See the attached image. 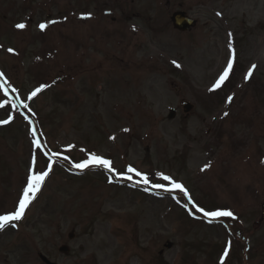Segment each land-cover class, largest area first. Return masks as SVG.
<instances>
[{
	"label": "rangeland",
	"instance_id": "obj_1",
	"mask_svg": "<svg viewBox=\"0 0 264 264\" xmlns=\"http://www.w3.org/2000/svg\"><path fill=\"white\" fill-rule=\"evenodd\" d=\"M180 10L197 21L186 34L170 23ZM233 51L230 90L206 109L197 96L214 92ZM0 73L22 89L20 107L41 119L60 160L95 153L123 181L108 185L99 166L81 176L55 168L23 218L0 231V264H264V250L235 254L264 236V0H0ZM17 113L0 89V121L13 120L0 128V215L46 172ZM161 175L184 185L187 206L210 210L213 200L239 217L241 237L219 227L225 217L187 221L181 192L163 194L173 184Z\"/></svg>",
	"mask_w": 264,
	"mask_h": 264
},
{
	"label": "snow or ice",
	"instance_id": "obj_2",
	"mask_svg": "<svg viewBox=\"0 0 264 264\" xmlns=\"http://www.w3.org/2000/svg\"><path fill=\"white\" fill-rule=\"evenodd\" d=\"M90 18V15H89ZM16 27L18 29H24L26 27L25 24L20 23L18 25H16ZM41 30H44L48 27L47 24H41L39 25ZM9 51H12L11 49ZM236 61V54L235 51H233L231 53V58L227 64V67L225 69V71L223 72V74L219 77L218 81L216 82L214 89H218L221 87V85L224 83V81L227 80V78L229 77L230 73L233 71V65ZM175 63V62H173ZM177 67H179V65L177 64ZM255 65L252 66V70L255 69ZM252 70H250L247 73V78H250L252 76ZM3 73H0V76H2ZM8 87H11V85L9 84ZM42 89L38 88L35 92L32 93V96H35L37 94V92L41 91ZM13 91H15V89H13ZM5 93H7V88H5ZM232 101V97H228V102L231 103ZM25 107H27V105H24ZM225 116L228 115L227 112L224 113ZM10 121H4L3 123H9ZM127 131V130H126ZM35 134V133H34ZM37 147H39V142L37 141ZM65 159H67V157H65ZM111 161L108 159H104L100 156H97L95 153H92L89 155L88 159L84 160L83 162L80 163H76L74 165V167H76L77 169L80 170H84L87 169L89 166H99V167H103L109 171H112L111 168ZM210 166V165H209ZM51 171V166H49V171H42L39 173H33L28 181H27V186L26 188H24L23 190V198L19 200V208L18 210H16L13 214L11 215H0V231H3L6 227L8 226H12L15 227V224H12L11 222L13 221H19L23 218L24 214H25V210L28 207V205L31 203L32 200L35 199L36 193H38L41 189V187L43 186L46 178L49 176V172ZM129 173H135V176L139 177L143 183L145 185H147L149 183V177L147 175L142 174L141 172L137 171L136 169L129 167L127 170ZM128 180H132V176L129 175L127 177H125ZM162 180L164 181H169L170 183L173 184L174 188H178L180 189L181 192H184L185 195L186 190L182 187V185L177 184L175 182H173L171 180V177L166 176V175H161L160 177ZM140 181H137V183H139ZM154 188L160 189L163 188L164 185L160 184V183H156L153 184ZM165 191H168V189H164ZM31 194V195H30ZM195 207V211L198 213H203V215L205 217H209L211 219H216V218H220V217H233V213L231 211H218V210H205L203 207H199V206H194Z\"/></svg>",
	"mask_w": 264,
	"mask_h": 264
},
{
	"label": "water",
	"instance_id": "obj_3",
	"mask_svg": "<svg viewBox=\"0 0 264 264\" xmlns=\"http://www.w3.org/2000/svg\"><path fill=\"white\" fill-rule=\"evenodd\" d=\"M174 27L182 32H185L187 30H189L194 22H192L190 19H188L184 13H177L173 16L172 18ZM187 109L185 110L186 112H188L190 110V107H186ZM263 220H264V205H263ZM61 252H67V248L64 247L60 250Z\"/></svg>",
	"mask_w": 264,
	"mask_h": 264
}]
</instances>
